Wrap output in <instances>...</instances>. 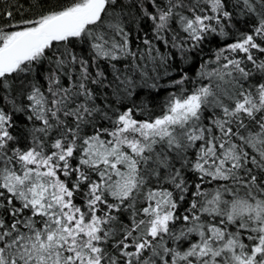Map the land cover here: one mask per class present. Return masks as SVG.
I'll list each match as a JSON object with an SVG mask.
<instances>
[{
	"label": "snow or ice",
	"instance_id": "snow-or-ice-1",
	"mask_svg": "<svg viewBox=\"0 0 264 264\" xmlns=\"http://www.w3.org/2000/svg\"><path fill=\"white\" fill-rule=\"evenodd\" d=\"M0 264H264V0H0Z\"/></svg>",
	"mask_w": 264,
	"mask_h": 264
},
{
	"label": "trees",
	"instance_id": "trees-1",
	"mask_svg": "<svg viewBox=\"0 0 264 264\" xmlns=\"http://www.w3.org/2000/svg\"><path fill=\"white\" fill-rule=\"evenodd\" d=\"M164 95H165V93H163V92L160 93L158 96H155V94H153V95L145 94L141 98L145 99L147 101L149 107H152L153 104L161 102L163 100V98H164ZM155 110H156L157 113L159 112L158 108H156Z\"/></svg>",
	"mask_w": 264,
	"mask_h": 264
}]
</instances>
